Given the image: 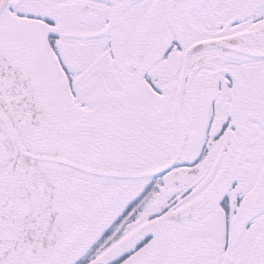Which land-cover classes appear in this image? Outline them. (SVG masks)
<instances>
[{
	"label": "snow or ice",
	"instance_id": "obj_1",
	"mask_svg": "<svg viewBox=\"0 0 264 264\" xmlns=\"http://www.w3.org/2000/svg\"><path fill=\"white\" fill-rule=\"evenodd\" d=\"M0 264H264V0H0Z\"/></svg>",
	"mask_w": 264,
	"mask_h": 264
}]
</instances>
